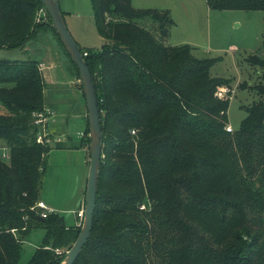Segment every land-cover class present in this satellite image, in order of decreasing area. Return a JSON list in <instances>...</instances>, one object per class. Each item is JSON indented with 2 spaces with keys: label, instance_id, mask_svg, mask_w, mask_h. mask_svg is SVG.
Returning <instances> with one entry per match:
<instances>
[{
  "label": "trees",
  "instance_id": "trees-1",
  "mask_svg": "<svg viewBox=\"0 0 264 264\" xmlns=\"http://www.w3.org/2000/svg\"><path fill=\"white\" fill-rule=\"evenodd\" d=\"M206 3L264 10V0ZM91 4L105 41L77 45L96 90L102 157L92 228L72 264H264V83L254 85L260 98L239 127L226 130L229 97L215 91L229 79L209 73L215 58L163 44L142 24L150 16L164 27L167 11L131 0ZM41 5L0 0V48L24 46L42 25ZM246 60L264 77V57ZM38 63L0 58V142L10 152L0 159V264H58L80 229L54 210L41 220L34 207L50 149L32 121L46 104ZM37 226L42 242L20 263L19 237Z\"/></svg>",
  "mask_w": 264,
  "mask_h": 264
},
{
  "label": "rangeland",
  "instance_id": "rangeland-1",
  "mask_svg": "<svg viewBox=\"0 0 264 264\" xmlns=\"http://www.w3.org/2000/svg\"><path fill=\"white\" fill-rule=\"evenodd\" d=\"M58 1L64 23L73 39L82 48H99L105 40L97 32L91 0ZM131 5L134 8L167 11L171 21L168 20L164 27L150 16L142 19V24L151 29L163 44H188L196 57L215 58L209 73L229 79V86L221 87L230 89L223 96L229 97L227 124L237 129L246 115L245 107L260 98L254 85L264 83L261 69L246 60L249 53L264 57V10L214 9L208 7L206 0H131ZM36 14L41 16L38 19L36 15L37 22L42 24L40 28L24 46L0 48V58L38 60L41 75L49 87L44 92L45 103L54 108L64 103L68 108L66 122L58 120L63 134L56 136L61 134L56 132L47 135L49 141L46 143L50 149L41 174L39 197L48 208L63 215L66 224L81 226V221L76 224V211L80 194L85 190L83 183L81 191L85 174L84 151L74 145L82 143L88 163L89 152L85 142L88 132H84L86 115L82 116L85 98L78 72L51 28V20L42 5L36 9ZM53 79H57L56 83L51 82ZM6 112L7 109L0 102V113ZM57 143H68L71 150L57 147ZM44 233V228L37 226L22 237L17 234L21 238L20 263L29 259L42 242Z\"/></svg>",
  "mask_w": 264,
  "mask_h": 264
},
{
  "label": "water",
  "instance_id": "water-1",
  "mask_svg": "<svg viewBox=\"0 0 264 264\" xmlns=\"http://www.w3.org/2000/svg\"><path fill=\"white\" fill-rule=\"evenodd\" d=\"M41 3L51 18V26L59 36L71 60L77 66L87 109L88 137L90 140L88 144L89 159L83 203V218L77 237L65 251L63 259L58 263L72 264L81 248L86 243L92 228L99 166L102 157L100 114L97 105L96 90L90 70L82 57L77 42L73 39L64 23L59 1L41 0ZM162 32L165 33V30H162ZM38 218L44 220L41 216H38Z\"/></svg>",
  "mask_w": 264,
  "mask_h": 264
},
{
  "label": "built area",
  "instance_id": "built-area-1",
  "mask_svg": "<svg viewBox=\"0 0 264 264\" xmlns=\"http://www.w3.org/2000/svg\"><path fill=\"white\" fill-rule=\"evenodd\" d=\"M38 17H40L39 14H37V18ZM83 54H86V52H83ZM229 90L230 89L228 87H220L216 89L215 94L218 97H223L224 95L228 94ZM53 114V111L47 106H43L40 110H35L32 112V121L33 124H35L37 127V133L35 138L37 142L46 143L49 141V137L47 136L48 134H50L48 131V125L51 121L50 119L53 117ZM225 129L229 131L233 130V128L229 124H226ZM9 158L10 152L8 146L5 143L0 142V159L7 161ZM34 207L40 210L39 216L41 217H45L48 212L52 211L50 208L47 207L46 203L42 199L36 201ZM76 214L79 218V221H82L83 208L78 209L76 211Z\"/></svg>",
  "mask_w": 264,
  "mask_h": 264
},
{
  "label": "crops",
  "instance_id": "crops-1",
  "mask_svg": "<svg viewBox=\"0 0 264 264\" xmlns=\"http://www.w3.org/2000/svg\"><path fill=\"white\" fill-rule=\"evenodd\" d=\"M78 43V42H77ZM42 62V61H41ZM40 64H42V63H40ZM49 67H51V66H49ZM44 76V75H43ZM44 78H45V76H44ZM56 81H57V79H56ZM56 81H55V79H53V80H51V82L53 83V82H55L56 83ZM61 81V80H60ZM46 82H47V80H46ZM78 82V81H77ZM47 84L45 83V87H44V92H45V90H47L49 87H47L46 86ZM45 106H47L48 108H50L52 111H53V117L50 119L51 121L49 122V125H48V131H49V133L51 134V133H56V132H60L61 134H55L56 136H59V135H62L63 134V132L64 131H62L61 129H59V126H60V123L58 122V120H60V121H63V122H66V113L68 112V108H66V106H65V104L64 103H60V105L58 106V108H54V107H52V106H50V105H48V104H45ZM82 116L83 117H85V115H86V113H87V109H86V104L84 103V107H83V109H82ZM81 131V130H80ZM64 144V143H63ZM65 145V147H63V148H67V149H65V150H71V145H68V143H66V144H64ZM79 149H81V150H83L84 151V153H83V162L85 163L84 165H85V174H84V178H83V181H82V184H81V191H82V185H83V183H85V186H86V174H87V171H86V169H87V167H88V163H87V156H86V149H85V147H83V146H80V147H78ZM84 194H85V190H84V193L83 192H81V194H80V200H79V203H78V205H79V208H77V210L78 209H81V208H83V203H84ZM41 199V198H40ZM44 201V200H43ZM45 202V201H44ZM46 203V202H45ZM52 210V209H51ZM76 216H77V214H76ZM78 221L76 222V224L79 222V218L77 219Z\"/></svg>",
  "mask_w": 264,
  "mask_h": 264
}]
</instances>
